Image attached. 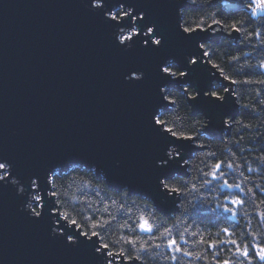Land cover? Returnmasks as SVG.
Wrapping results in <instances>:
<instances>
[{
  "label": "water",
  "instance_id": "95a60500",
  "mask_svg": "<svg viewBox=\"0 0 264 264\" xmlns=\"http://www.w3.org/2000/svg\"><path fill=\"white\" fill-rule=\"evenodd\" d=\"M96 2L0 0V160L10 161L25 180L39 177L33 192L24 184L22 195L15 187L0 185V264H93L85 246L68 245L63 237L50 234L52 220L58 217V230L67 224L74 238L86 239L61 215L51 184L54 176L74 168L92 171L111 190L148 200L168 219L178 212L180 195L164 183L187 177V162L199 149L194 139L165 132L170 141L166 142L152 129L149 115L160 87L168 92L191 88L192 113L204 116L206 133L214 138L224 132L226 119L238 114L232 84L199 48L217 44L225 33L198 28L191 40L179 39L177 26L182 32L181 12L192 7L189 0H100L143 9L146 20L158 23L167 36L168 43L159 52L124 50L105 20L107 9H95ZM193 52L197 65L189 59ZM164 59L179 72L168 78L170 83L159 72ZM193 67L197 72L188 75L187 69ZM133 69L144 73L141 82L125 79ZM217 87L228 90L223 101L212 96ZM171 107L167 99L156 112ZM32 196L43 205L38 207L43 219L24 210ZM50 207L56 217L50 216ZM93 239L100 244L98 237ZM107 259L111 264H137L118 255Z\"/></svg>",
  "mask_w": 264,
  "mask_h": 264
},
{
  "label": "trees",
  "instance_id": "16d2710c",
  "mask_svg": "<svg viewBox=\"0 0 264 264\" xmlns=\"http://www.w3.org/2000/svg\"><path fill=\"white\" fill-rule=\"evenodd\" d=\"M192 7L181 12L182 27L222 31L225 36L217 44H204L208 61L220 74L236 80L232 84L238 105V114L227 118L220 138L206 133V119L194 115L188 99L194 91L169 92L172 107L160 116L166 128H172L176 136H191L199 149L187 162V177L176 176L164 183L165 188H177L180 195L178 212L171 219L157 212L152 203L139 196H128L126 191L108 188L103 179H97L92 171L74 168L51 179L52 189L59 211L67 220H76L82 232L92 231L91 224H104L100 232V244L107 243L108 251L125 261L137 264H264L256 252L264 247V14L253 16L249 1L244 4L230 0H189ZM219 21V24H214ZM235 25L239 30L231 27ZM234 35L236 37H234ZM172 71L179 74L175 66ZM223 96L225 89L212 90ZM222 162L224 175L213 180L204 173L211 165ZM231 164L232 168L227 165ZM251 169V171H249ZM224 179L239 188L220 185ZM207 182V183H206ZM233 197L242 199V207L229 204ZM231 207L236 215L225 212ZM141 217L152 227L142 231ZM106 222V223H105ZM228 229L229 236L220 230ZM170 230L167 235L166 231ZM220 233L217 236V233ZM196 233V235H193ZM177 240L179 246L193 255L185 257L166 247L169 240ZM201 239L205 243H201ZM234 239L238 243L220 244ZM135 240L132 245L127 241ZM215 240L219 247L209 248ZM156 245H160L159 248ZM247 247L249 257L237 253ZM145 248V251L139 249ZM200 255L199 259L194 258ZM139 256L140 259H136ZM177 259L173 260L172 257Z\"/></svg>",
  "mask_w": 264,
  "mask_h": 264
},
{
  "label": "snow or ice",
  "instance_id": "6c2138e0",
  "mask_svg": "<svg viewBox=\"0 0 264 264\" xmlns=\"http://www.w3.org/2000/svg\"><path fill=\"white\" fill-rule=\"evenodd\" d=\"M93 7L97 10H103L107 9V11L104 12L105 20L107 23L111 25V27L115 30L114 35L116 37V40L118 42L119 46H122L124 50H130L136 47L143 48V49H148L150 51H155L159 52L161 51L168 43L167 36L164 32V30L160 27L158 23L155 21H152L150 18L146 20L147 13L144 12L143 9L140 11H137L133 5L131 4H120L119 6H116L115 4L108 3L104 4L101 3L100 0H97L95 5ZM249 8L251 10V13L253 16H256L257 14H264V0H249ZM141 12H144V14H141ZM214 24H219V21H214ZM208 27H212V25H209ZM234 30L238 31L239 29L236 28L235 25H232ZM206 31L207 29H201ZM196 31V29L190 28V27H184L183 31L181 32L179 29V26H177V33L179 34V39L181 41H188L192 39L191 34ZM143 33V35H141ZM187 33L188 35L185 36L184 34ZM117 37L119 39H117ZM205 46L204 44H200L199 48L203 49ZM195 55V52L191 53L189 56V59H191V56ZM203 55L207 56L209 55L208 52H204ZM191 63L193 65H197L198 62L196 59H191ZM188 64V60L183 61V66L186 68ZM159 67V72L161 74V79L164 80L165 82H169V77L172 76L174 77L176 75L175 72L172 71V62L168 60H162L161 64L158 66ZM213 67L219 68V65L214 64ZM259 67L264 68V63H261ZM198 68L193 67L187 69V74L188 75H194L197 72ZM141 76L137 77L136 74H141ZM181 75H186L184 71H181ZM144 77V73L140 71L139 69H133L131 72V75L129 76V81H135V82H141ZM225 80H229L228 76L224 77ZM187 82V81H185ZM230 83L236 84V80H230ZM260 83H264V81H260ZM225 91H228L225 89ZM168 89L160 87L159 88V100L158 103L154 106L152 111L150 112L149 115V122L151 124L152 129L156 133L157 136L161 138L162 141L170 142L168 141V138L164 135L165 132L170 133L171 135L175 136L176 133L172 128H166L165 124L167 123L166 121H163L161 119L160 114L156 112V107L163 105V102L168 99ZM212 96L215 97V100L218 101H223L224 97L217 95L215 92H212ZM193 99H195L193 97ZM220 107H223V105H219ZM179 139L182 140H193L194 138L191 136H186V135H181L178 137ZM177 147L180 148H185L187 149L189 146L188 145H178ZM167 155H171V153H168ZM176 155H179L177 152ZM161 160H165V156L159 157ZM228 168H232L231 164L227 165ZM251 171V169H249ZM205 176H211L213 180H219L221 177L224 175L223 173V167H222V162L214 163L211 165V171L204 173ZM39 180V177L36 178H31L29 177L27 180H25L23 177L18 175L16 173V170L13 166V164L8 161L7 159L0 160V185H10L12 187L17 188V186H21V191L23 194L26 191V188L24 187V184L28 185V188L33 192L34 186L37 184V181ZM15 181V183H14ZM207 183V182H206ZM221 188L223 187H235L239 188V184H230L227 179H224L223 183L220 185ZM171 192H177V188H171L169 189ZM53 195L55 193L53 192ZM39 197L37 196H32V198H29L30 201V213L32 214L33 217L35 218H40L43 219V214L42 210L37 211V207H40L41 209L43 208V205L38 203ZM33 202L36 204V206H33ZM51 203H53L51 201ZM229 204L236 205L242 207L243 204L245 203L242 199L233 197L230 201H228ZM225 212H231L233 215H236L235 212H233V209L231 207H225L224 208ZM50 216L51 217H56L52 213V209L50 207ZM64 218L67 219V214H64ZM141 223L139 224V228L142 231L146 232H151L152 227L150 224L144 220L143 217L140 218ZM56 227L60 228L59 224V218L56 217ZM69 223L73 226L77 224L76 220H70ZM106 223V222H105ZM104 227V224H98V223H92L91 228L92 231L89 234L88 232H82L79 235H83L86 239L81 240L79 239V236H75L74 238V233L71 231H68V225H64V231L66 235L62 236L65 239V242L68 245L74 246V247H80V246H85L93 259V264H111V261L108 260V257H111L113 255H121L123 256L124 253H117L114 254L110 251H107L109 248V245L107 243H102L97 245L96 240L93 238L99 237L100 232L96 231L98 228ZM221 232H224L225 234H228L231 236V233H228L227 228H223L220 230ZM170 230H167L165 235L168 234ZM219 232L217 233V236H219ZM193 235H196V233H193ZM91 240L92 243H88L87 241ZM201 243H205L203 239L200 241ZM127 243L135 245L136 241L131 240L127 241ZM223 243H231L233 245H236L238 242L234 239H229L228 241H220V244ZM207 246L209 248H217L219 247L218 243L213 240L207 243ZM157 248L160 247V245H156ZM167 248L173 250L176 253H181L183 256L188 257L192 256L193 254L188 251H184L180 246L177 240H169L167 245ZM139 251H145L147 252V249L141 248ZM237 253L241 256H243L245 259L249 257V251L247 247L245 246L244 248H238ZM256 255L258 256L260 261H264V247H260L258 251L256 252ZM194 258L199 259L200 255H196ZM136 259H140L139 256L136 257ZM173 260L177 259L176 256L172 257ZM223 264H230L229 260H224Z\"/></svg>",
  "mask_w": 264,
  "mask_h": 264
},
{
  "label": "clouds",
  "instance_id": "9594fccd",
  "mask_svg": "<svg viewBox=\"0 0 264 264\" xmlns=\"http://www.w3.org/2000/svg\"><path fill=\"white\" fill-rule=\"evenodd\" d=\"M93 5H95V3H94ZM117 39H119V38L117 37ZM136 75H137V77H139V76L142 75V73H141V74H136ZM125 79H126V80H129V77H126ZM14 183H15V181H14ZM21 188H22V185H21V186H17V188H16V189H17V194H18V195H22V194H23V192L21 191ZM30 206H31V204H30V201H29L28 203L25 204V206H24V210H25V211H29ZM29 215H30V217H33L32 214H31L30 212H29ZM52 224H53V227H52V230H51V233H50V234H51L53 237H57V236L62 237V236H64V235H66V233H65V231H64L63 229L58 230V228L56 227V221H55V219L52 220ZM68 231H70L69 228H68Z\"/></svg>",
  "mask_w": 264,
  "mask_h": 264
},
{
  "label": "rangeland",
  "instance_id": "374dc122",
  "mask_svg": "<svg viewBox=\"0 0 264 264\" xmlns=\"http://www.w3.org/2000/svg\"><path fill=\"white\" fill-rule=\"evenodd\" d=\"M247 1H249V0H243V3H245V2H247ZM33 206H36V204L33 202ZM37 211H38V207H37Z\"/></svg>",
  "mask_w": 264,
  "mask_h": 264
}]
</instances>
